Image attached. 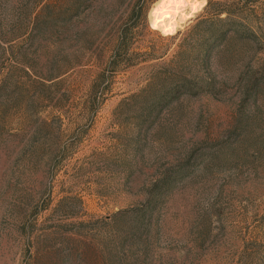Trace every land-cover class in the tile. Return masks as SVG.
<instances>
[{
  "label": "rangeland",
  "instance_id": "obj_1",
  "mask_svg": "<svg viewBox=\"0 0 264 264\" xmlns=\"http://www.w3.org/2000/svg\"><path fill=\"white\" fill-rule=\"evenodd\" d=\"M209 1L0 0V264H264V0Z\"/></svg>",
  "mask_w": 264,
  "mask_h": 264
},
{
  "label": "trees",
  "instance_id": "obj_2",
  "mask_svg": "<svg viewBox=\"0 0 264 264\" xmlns=\"http://www.w3.org/2000/svg\"><path fill=\"white\" fill-rule=\"evenodd\" d=\"M213 4H215V3H213V2L210 0V1L208 2V5H207L206 10H209V7L213 6ZM224 13H229V12H227V10H224L223 8H220V7L215 8V10H213V15H214L215 18H216L215 20L218 21V22H225L226 20H228V17H222V15H223ZM235 25L237 26V25H240V24H238V22H235ZM234 29H235V28H234ZM236 31H237V30H236ZM180 34H181V32H178V33H176L175 35H173V36H169V37H167V38L170 39V40H174V39H176L177 37H179ZM126 36H127V29H123L122 32H121V35H120V42L118 43V49H121V48L123 47V44L125 43V40H126ZM167 38H166V39H167ZM224 38H225V33H222V32H221V33H217V34H211V35L208 36V38H207V43H208V44L206 45V47H205V49H204V51H203V56H204V60H205V61L208 60L209 55H210V53H211V50H212L214 44H215L216 42H218V41H222ZM154 52H155V51H154ZM165 54H166V53L161 54V55H160V58L163 57V56H165ZM158 57H159V56H158ZM179 87H180V88H184V89H189L188 84H187L186 81L182 82L181 86H179ZM180 88H179V89H180ZM177 89H178V88H177ZM177 89H175V90H173L172 92H170V93L166 96L165 100H159V102H160V103H163V101L170 102V101L175 100V99L178 97V92H179V90H177Z\"/></svg>",
  "mask_w": 264,
  "mask_h": 264
},
{
  "label": "bare ground",
  "instance_id": "obj_3",
  "mask_svg": "<svg viewBox=\"0 0 264 264\" xmlns=\"http://www.w3.org/2000/svg\"><path fill=\"white\" fill-rule=\"evenodd\" d=\"M175 0H160V2L158 3V6L156 7V8H154V10H153V13L152 14H154V16L157 18V17H159V15L158 14H160L162 17H167V16H171V19H173L174 18V16H175V12H176V10L179 8V6H177V4L178 3H182L183 2V0H176V4H175V6H172L171 7V4H172V2H174ZM167 5H168V8H167ZM173 5H174V3H173ZM181 7V6H180ZM165 8H167V9H165ZM164 21V20H163ZM172 23H170V22H167V23H165V24H160V25H157L159 28H161V29H163V31L164 32H166V33H168L167 32V30L168 29H166L167 27H169V26H172L171 25Z\"/></svg>",
  "mask_w": 264,
  "mask_h": 264
}]
</instances>
